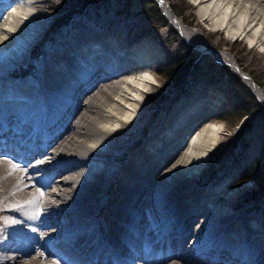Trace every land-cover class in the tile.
Returning a JSON list of instances; mask_svg holds the SVG:
<instances>
[{"label": "bare ground", "instance_id": "6f19581e", "mask_svg": "<svg viewBox=\"0 0 264 264\" xmlns=\"http://www.w3.org/2000/svg\"><path fill=\"white\" fill-rule=\"evenodd\" d=\"M157 1L189 45L230 65L264 100L230 53ZM192 1L208 30L264 53V0ZM53 21L33 0H0V71L30 54ZM113 38L91 39L62 61L43 99L26 94V79L0 77V264H264V224L236 231L233 207L220 201L226 186L197 194L189 184L222 132L195 118L200 101L179 100L123 167L111 200L91 205L110 182L109 147L157 82L161 58L149 40L124 49Z\"/></svg>", "mask_w": 264, "mask_h": 264}, {"label": "rangeland", "instance_id": "374dc122", "mask_svg": "<svg viewBox=\"0 0 264 264\" xmlns=\"http://www.w3.org/2000/svg\"><path fill=\"white\" fill-rule=\"evenodd\" d=\"M33 1L37 13L40 14L41 17L45 15L52 16L54 17V21L50 25L46 35L41 39L40 44L35 47L30 54H25L18 58L17 61L11 62L10 66H2V70L0 71V77L2 76V78L6 80L24 78L33 83L34 85L30 88L31 90L29 89V93H26L28 95L38 94V99H43L42 96L47 85L45 80L48 74L50 75L53 70L55 71L57 67L59 68V66L62 65V61L69 59L72 53H77L79 55L81 53L79 49L82 47L84 48L85 43L91 41V39L102 40L106 37H114L119 40L121 46L124 45V49L132 48V46H137L143 41L149 40L161 53V58L155 65L153 71L157 82L151 85L145 92L133 121L124 127V131L118 134V138L116 137L115 140L113 139V144L110 146L112 148L109 147V151L115 156L108 155L107 158H105L106 165L110 168V176L106 178L110 181V184L107 183L100 188V193H98L97 197L98 200H93L91 205L95 204L98 210L100 200L104 199L107 202L111 200L114 184L117 183V179L123 167L129 164V159L134 156L135 152L142 147L147 139L154 138L160 124L164 125L166 121L171 122L174 105L179 100L184 99L189 102L200 101L201 107L195 113V118L198 119L200 123L204 124L207 121H211L216 125H222L219 141L216 147H214L215 150L213 149L211 152L203 171L215 160L212 166L213 168L218 167L217 173L222 175L225 174L224 178L221 179V181L215 179L212 180V182L205 183L198 179L202 171L189 181L190 186L195 189L193 193L199 194L203 193L205 189L226 186L224 192L220 196V201L230 204L233 207L231 212L237 219L235 224L236 231L239 232L240 229L243 228L250 230L264 224V197H258L260 194L258 191V183L251 180L240 182V170H238V167L230 164L225 166L227 162L220 156L224 145L228 142L230 137L238 131L241 122L240 121L234 127H230L226 123L215 118L218 109L227 102L225 78L229 76L226 73L232 72L239 77L237 71L228 64H224L217 60L216 62L214 60L215 57L210 56L218 65L224 67L223 76H221L219 80L213 82L212 85H209L205 89L195 88L192 84L188 92H183L180 90L181 88H178L175 97L174 95L165 97V94L171 90V87H164V82L158 75L157 70L162 67L161 65L166 61L167 55L175 52L180 43H184L187 46L188 43L178 30L171 25L170 20L162 11V7L158 1L150 0L157 5V11L160 16H147L145 20L140 19L138 25L140 23L142 29L149 30L150 32L148 35L142 36L139 39L134 35H128L122 26V22H118L112 29H108L103 33L100 32L98 27L101 26V23L95 19L91 21V17L88 16L89 13L86 15L80 14L79 16L74 14V17L69 19L65 25H63L62 22V24L58 25L59 19L66 14V11L57 12L54 8L61 7L62 0ZM167 2L174 15L181 18L186 26L197 28L206 38L207 43L212 49L230 53L235 58L238 68L248 74L252 81L262 89L264 95L263 52L256 48L249 47L245 41H231L222 31L208 30L209 23L201 20L199 9L194 1L167 0ZM110 19L108 18V22H111ZM112 57L113 53L106 62H109ZM124 63L125 61L123 64ZM102 66L103 69L106 68L104 64H102ZM121 69H123L122 66ZM22 73L25 74L21 75ZM252 77L256 79L257 83ZM239 79L241 80L240 77ZM103 86V83H101L100 87ZM196 86H199V84ZM15 87L9 88L7 85L6 90L13 91L11 89L14 88L17 92H20V94L21 92L25 94L20 88L18 89L17 86ZM162 88L165 89L161 92L160 90ZM40 93L42 95H40ZM209 98H212L214 101L212 102ZM81 100L82 97L80 98V101ZM47 105L49 107V104ZM41 113L42 112H38V119L41 118ZM66 117L67 115H65V118ZM258 124H261V122H258ZM259 127L260 126L255 125L249 129L247 136L250 137L254 135ZM98 214L99 211L94 214L95 226L99 225V220L97 219ZM230 223L228 225H230ZM261 240H264V237H262Z\"/></svg>", "mask_w": 264, "mask_h": 264}, {"label": "trees", "instance_id": "16d2710c", "mask_svg": "<svg viewBox=\"0 0 264 264\" xmlns=\"http://www.w3.org/2000/svg\"><path fill=\"white\" fill-rule=\"evenodd\" d=\"M100 2L98 6H92ZM54 10L66 11L59 19L58 25L62 23L65 25L74 14L79 16L89 13L91 21L95 19L101 23L98 27L100 32L112 29L118 22H122L126 33L134 35L137 39L150 32L142 29L140 23L138 25L140 19L145 20L147 16L159 15L157 5L150 0H62L61 7ZM108 18H111V22H108ZM161 66L157 73L162 78L164 87H171L165 97L169 95L175 97L178 88L188 92L191 84L195 88L205 89L219 80L224 71V67L218 65L210 56L200 54L184 43H180L175 52L167 55ZM23 74L25 73L21 75ZM226 74L229 76L225 78L227 102L218 109L215 118L230 127L237 125L245 116L249 118L243 128L230 137L220 156L227 162L225 166L230 164L238 167L240 182L248 180L257 182L260 192L258 197H264V107L236 74L232 72ZM252 78L256 82V79ZM197 84L199 86H196ZM255 125L260 126L256 133L247 136L249 129ZM213 163L215 160L200 174L199 180L206 183L215 179L221 181L224 178L225 174H218L219 168H213Z\"/></svg>", "mask_w": 264, "mask_h": 264}, {"label": "water", "instance_id": "95a60500", "mask_svg": "<svg viewBox=\"0 0 264 264\" xmlns=\"http://www.w3.org/2000/svg\"><path fill=\"white\" fill-rule=\"evenodd\" d=\"M157 1V0H156ZM159 2V1H158ZM99 4H101V2L100 3H98V4H93L92 6H98ZM159 4H160V2H159ZM161 5V4H160ZM84 14V13H83ZM188 46L189 47H191L192 49H194V50H196V51H198L200 54H208L209 56H211V57H214L213 55H212V53L209 51V50H205V51H200V50H198L197 48H194V47H192L191 45H189L188 44ZM215 61H216V59H214ZM217 62V61H216ZM242 73H244L243 71H242ZM238 75H239V77L241 78V80L243 81V83H245L249 88H250V90L252 91V93L254 94V96L256 97V99L264 106V100L263 99H261V97H259L256 93H255V91L253 90V88L251 87V86H249L246 82H245V80L241 77V75H240V73H238ZM248 75V74H247ZM249 77V76H248ZM249 79H251L250 77H249ZM252 80V79H251ZM249 118V116H245L242 120H241V122H240V124H239V129H238V131L243 127V125H244V123H245V121L247 120Z\"/></svg>", "mask_w": 264, "mask_h": 264}]
</instances>
